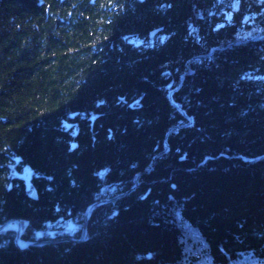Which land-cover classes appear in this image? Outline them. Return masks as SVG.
Masks as SVG:
<instances>
[{"label": "trees", "instance_id": "1", "mask_svg": "<svg viewBox=\"0 0 264 264\" xmlns=\"http://www.w3.org/2000/svg\"><path fill=\"white\" fill-rule=\"evenodd\" d=\"M262 35L264 0H0V224L46 241L0 264H264Z\"/></svg>", "mask_w": 264, "mask_h": 264}, {"label": "water", "instance_id": "2", "mask_svg": "<svg viewBox=\"0 0 264 264\" xmlns=\"http://www.w3.org/2000/svg\"><path fill=\"white\" fill-rule=\"evenodd\" d=\"M262 37H264V35H262ZM171 92L172 91H169L168 97H169L170 102L175 105V103L171 99ZM179 110L181 111L182 114H184V112L181 109H179ZM188 119L191 120L190 117H188ZM106 201H109V199L96 201V202H93L92 204H90L89 206H87L86 211H85V218H84L83 226H82V234L84 233L86 219H87L90 211L95 206H97V205H99L101 203H104ZM9 229L14 231V234H15L14 235V243L19 248H23V247L29 246V245H40V244L46 243V241L33 242V241L22 240L21 239V224H20V220L19 219H9L6 222L0 224V231L9 230Z\"/></svg>", "mask_w": 264, "mask_h": 264}, {"label": "rangeland", "instance_id": "3", "mask_svg": "<svg viewBox=\"0 0 264 264\" xmlns=\"http://www.w3.org/2000/svg\"><path fill=\"white\" fill-rule=\"evenodd\" d=\"M28 174L29 172L27 170H25L22 174V177L26 180L28 178ZM86 211V210H85ZM6 222V221H5ZM86 225V224H85ZM10 230V229H9ZM13 231V230H12ZM14 232V231H13ZM15 235V234H14ZM21 235H22V227H21ZM36 242V241H33ZM19 248V247H18Z\"/></svg>", "mask_w": 264, "mask_h": 264}]
</instances>
